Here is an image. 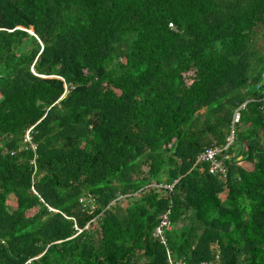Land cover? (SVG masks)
<instances>
[{
	"label": "trees",
	"instance_id": "obj_1",
	"mask_svg": "<svg viewBox=\"0 0 264 264\" xmlns=\"http://www.w3.org/2000/svg\"><path fill=\"white\" fill-rule=\"evenodd\" d=\"M263 72L264 0H0V264H264Z\"/></svg>",
	"mask_w": 264,
	"mask_h": 264
},
{
	"label": "built area",
	"instance_id": "obj_2",
	"mask_svg": "<svg viewBox=\"0 0 264 264\" xmlns=\"http://www.w3.org/2000/svg\"><path fill=\"white\" fill-rule=\"evenodd\" d=\"M170 25H172V24L170 23ZM256 88H258L261 91L262 98L264 99V72L262 74V81L256 86ZM243 105H244V103L241 106H243ZM239 108H237L233 113L232 124L236 123L239 120ZM233 131H234V129L232 126L231 130H230L228 142L224 146H214V147H210V148L205 149L203 152H201L197 156L196 161H207V162H209L210 172L218 173V174L222 175L223 177L226 176L227 169H226V166H225L223 160H224V158H228V155L227 154L223 155L222 152L232 142V140L234 138L233 137ZM28 133H29V130L26 132L25 140L30 143L32 149H35V145L30 141V137H29ZM172 186H173V184L167 185L168 188H171ZM160 219H161L160 224L158 226H156L153 230V236L160 237V239H161V238H163L164 226L168 225L167 214H162L160 216ZM163 239H161V240L163 241ZM168 263L169 264H187V263H185V261L183 259H174L171 256L168 257ZM219 263H220L219 261H216V262L201 261L199 263H192V264H219Z\"/></svg>",
	"mask_w": 264,
	"mask_h": 264
},
{
	"label": "rangeland",
	"instance_id": "obj_3",
	"mask_svg": "<svg viewBox=\"0 0 264 264\" xmlns=\"http://www.w3.org/2000/svg\"><path fill=\"white\" fill-rule=\"evenodd\" d=\"M240 163L241 165H245L246 167L250 166L248 161H245V162L241 161ZM7 204L10 208H14L16 206V200L13 195H9V197L7 198Z\"/></svg>",
	"mask_w": 264,
	"mask_h": 264
},
{
	"label": "crops",
	"instance_id": "obj_4",
	"mask_svg": "<svg viewBox=\"0 0 264 264\" xmlns=\"http://www.w3.org/2000/svg\"><path fill=\"white\" fill-rule=\"evenodd\" d=\"M244 162V161H243Z\"/></svg>",
	"mask_w": 264,
	"mask_h": 264
}]
</instances>
